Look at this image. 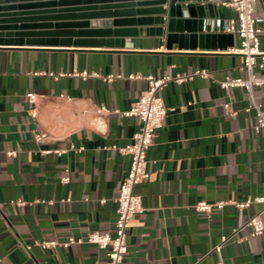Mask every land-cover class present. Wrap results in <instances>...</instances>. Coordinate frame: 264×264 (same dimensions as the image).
Segmentation results:
<instances>
[{
    "label": "crops",
    "instance_id": "crops-1",
    "mask_svg": "<svg viewBox=\"0 0 264 264\" xmlns=\"http://www.w3.org/2000/svg\"><path fill=\"white\" fill-rule=\"evenodd\" d=\"M227 1L216 2L219 28L237 16ZM258 11L264 14V0ZM159 27L167 31V23L152 20L108 27L135 28L138 38L151 41L137 48L132 42L0 46V264H105V252L95 244L42 243L95 231L115 234L114 199L130 156L112 146L132 141L139 119L124 112L148 88L146 79L131 75H190L199 69L211 77L173 80L162 92L169 111L148 154L151 175L136 189L146 210L128 224L129 254L122 264H216L221 254L229 264H264V233L248 237L247 225L263 204L232 203L264 195V129L257 131L255 111L245 110L251 103L247 89L220 86L227 77L247 78L244 57L233 47L180 48L176 42L169 49L166 36L151 31ZM172 31L186 29L176 24ZM260 40L264 49V35ZM256 73L264 77V68ZM29 93L36 94L35 102ZM253 95L264 107V85ZM55 150L65 152H48ZM200 201L227 203L202 212L196 209ZM224 236L229 239L219 253L215 247Z\"/></svg>",
    "mask_w": 264,
    "mask_h": 264
},
{
    "label": "water",
    "instance_id": "water-1",
    "mask_svg": "<svg viewBox=\"0 0 264 264\" xmlns=\"http://www.w3.org/2000/svg\"><path fill=\"white\" fill-rule=\"evenodd\" d=\"M218 1L220 0H0V46L125 47L127 42H132L137 48L150 44L151 41L138 38L135 28L108 27H118L123 22L136 25L152 20L160 26L167 23V31L164 27L151 31H157L159 37L165 35L169 49L176 42L180 48L191 46L193 49H227L235 46V35L224 32L223 27H217ZM121 14L128 18H119ZM166 14L169 16L167 21ZM151 15L154 17H150ZM176 24L183 25L186 31L173 33L172 26ZM126 31L135 34L127 39L116 38ZM111 32L116 36H110ZM159 40L160 38H156L154 41L156 48L159 47Z\"/></svg>",
    "mask_w": 264,
    "mask_h": 264
},
{
    "label": "built area",
    "instance_id": "built-area-1",
    "mask_svg": "<svg viewBox=\"0 0 264 264\" xmlns=\"http://www.w3.org/2000/svg\"><path fill=\"white\" fill-rule=\"evenodd\" d=\"M261 0H229L225 5L234 9L237 13L236 18L230 19L225 31L238 34L240 37V45L231 49L232 52L241 54L244 57V69H246L247 78L227 77L220 81V86L224 89L231 87H244L250 94L251 103L245 109L247 112L255 111L256 124L255 129L260 131L264 129V107L258 103L253 95V91L257 86L264 85V77L256 73L257 68H264V49L261 46L260 37L264 35V14L258 11ZM54 75V73H50ZM204 78L211 77V73L207 69H199L190 75L178 74L176 76L164 75L156 77L153 74L131 75L132 78H144L148 82V88L142 92L141 96L135 101L126 116H135L139 119V127L133 135L132 141L125 146L113 145L112 148L117 149L121 154L130 156V167L123 179L119 194L114 201L117 203V218L115 221V234L110 232L95 231L90 233L86 238L68 237L65 241H46L42 243L44 248L62 245L68 247L74 243H91L103 250L106 255L105 264H122L126 256L129 254L128 246V224L131 219L146 210L143 204L142 196L137 192V186L143 181L149 179L151 173L149 170V151L154 144L158 130L164 125V120L168 114L163 90L170 81L175 80L178 83L193 79L195 76ZM55 76V75H54ZM111 79V77H109ZM30 101L35 102L37 96L35 93L28 94ZM227 108L228 105H225ZM102 111L109 112L108 109L102 107ZM115 112H120L115 110ZM38 140L44 138L43 134L37 135ZM62 155L64 150L48 151ZM264 168V165H263ZM68 177H63V182H68ZM104 201V200H103ZM227 202L219 201L211 204L206 201H200L196 204V209L202 212H210L213 206L223 207ZM238 208H245L252 203L263 204V207L252 215L247 221V225L251 228L248 237H257L264 233V195L257 196L253 199H247L244 202L232 201ZM229 237L224 236L222 241L216 245L215 249L221 253L223 245L228 241ZM97 264V263H95ZM216 264H229L222 256Z\"/></svg>",
    "mask_w": 264,
    "mask_h": 264
}]
</instances>
